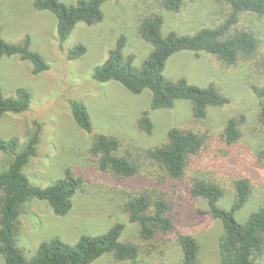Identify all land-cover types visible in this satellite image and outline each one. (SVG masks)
<instances>
[{
  "label": "rangeland",
  "instance_id": "rangeland-1",
  "mask_svg": "<svg viewBox=\"0 0 264 264\" xmlns=\"http://www.w3.org/2000/svg\"><path fill=\"white\" fill-rule=\"evenodd\" d=\"M60 1L73 4L79 0ZM34 2L0 0L2 37L20 44L30 36L32 50L42 54L50 64L48 71L34 75L30 62L17 56L0 58V85L4 96L15 97L21 88L32 94L29 111L19 115L7 114L0 119V140L17 138L24 148L38 134L37 154L24 168L32 185L49 187L63 179L68 168L81 177L83 183L73 198L72 210L64 217L56 216L46 202L36 199L27 202L20 217L17 247L26 258H32L43 242L58 238L76 245L83 235H102L120 223L124 225L120 240L137 242L139 255L135 260L118 264H182L181 235H190L197 240L199 254L196 264H221L219 240L224 232L222 223L210 213L205 199H193L186 193L188 176L183 182L168 183L166 171L151 154L168 144V133L173 128L212 132L217 136L228 120L244 115L243 137L237 150L241 166L244 164L250 168L246 172L252 179V195L236 217L239 222H245L264 203V130L258 123L260 100L252 90L255 85H263L264 79L256 66L245 63L225 71L216 59L204 53L175 54L164 73L168 80L186 79L189 84L201 88L214 84L230 103L221 108H210L203 121L193 119L191 103L183 100L177 101L172 109L152 111L149 90L134 95L118 83L102 84L93 78L95 68L106 61L121 35L128 40L125 56L133 55L136 67L140 68L149 57L152 48L137 34L140 13L148 9L149 0L107 1L103 6L105 20L93 27L79 24L65 44L58 40L56 17L49 12L37 11ZM220 13L222 6L214 0L189 1L180 13L163 12V33L193 35L207 25L219 24ZM243 29L255 30L264 38V17L242 16L236 30ZM81 44L87 47V53L78 60H70L68 51ZM260 53H264V45ZM71 101L86 106L92 132L77 125ZM145 111H150L153 124L150 134L139 124ZM100 134L120 141L117 155L129 159L139 168L134 180L138 188L99 169V156L92 153V148ZM216 136L200 155V165L189 171L190 177L197 174L208 176L211 173L202 172L215 170L204 167H216L218 162L227 158L229 151L220 146ZM9 160V155L0 152V174L7 170ZM216 176L227 191L221 206L229 208L234 198L233 184L228 178ZM169 185L170 193L177 195V201H186L180 214L176 209L173 211V215H177L175 230L170 234H159L153 241L143 240L138 226L130 221L125 204L142 193L155 199L162 194L163 186ZM114 262L111 255L106 254L92 264ZM0 264H4L1 256ZM259 264H264V256Z\"/></svg>",
  "mask_w": 264,
  "mask_h": 264
},
{
  "label": "trees",
  "instance_id": "trees-1",
  "mask_svg": "<svg viewBox=\"0 0 264 264\" xmlns=\"http://www.w3.org/2000/svg\"><path fill=\"white\" fill-rule=\"evenodd\" d=\"M107 1L79 0L65 4L60 0H35L34 8L56 17L57 37L61 44H65L79 24L93 27L105 20L103 6ZM149 1L148 9L140 13L137 27L140 39L152 48L149 57L140 68L136 67L135 57L125 56L128 40L121 35L109 51L106 61L95 68L93 78L97 82L118 83L134 95L149 90L152 94V111L172 109L181 100L190 102L193 119L203 121L208 117L210 108H221L230 100L214 84L201 88L189 84L186 79L168 80L164 73L172 56L181 52L204 53L216 59L225 71L245 63L254 64L264 79V53H260L264 38L252 29L236 30L241 17L246 14L264 17V0H214L222 6L219 24L207 25L193 35L163 33V12L180 13L192 0ZM2 35L3 27L0 25V58L20 57L22 61L32 64L34 75L50 69L44 56L32 50L30 36L24 42L15 44L5 40ZM86 53L87 47L81 44L68 51V58L78 60ZM257 55L260 57L257 58ZM252 90L260 100L258 123L264 130V84L253 86ZM31 104L32 94L29 90L21 88L16 91L15 97H5L0 85V119L7 114L25 113L30 110ZM70 104L77 125L86 132H92L91 117L86 106L79 101H71ZM245 119L244 115L231 118L217 136L212 132L173 128L168 133V144L151 154L166 171L168 183L183 182L188 176L186 193L193 199H205L210 213L222 223L224 232L219 240L221 264H259L264 256V203L245 222H239L236 217L252 195V179L246 172L250 168L244 164L241 166L237 150L241 145V125ZM139 124L146 133L152 132L150 111L143 113ZM215 136L220 146L228 149L227 158L218 162L216 167H204L215 170L201 171L211 173L208 176L197 174L194 178L190 177L189 171L200 165V155ZM38 139L36 134L24 148L17 138L0 140V152L10 156L7 170L0 174V256L4 264H92L106 254L111 255L117 264L135 260L139 255V246L134 241L120 240L124 230V225L120 223L102 235H83L76 245L58 238L43 242L32 258H26L17 247L20 217L27 202L35 199L46 202L56 216L64 217L72 210L73 198L83 183L82 178L68 168L65 177L49 187L32 185L24 168L37 154ZM119 149L118 139L100 134L92 153L99 156L101 171L129 181L132 187L138 188L134 180L139 168L129 159L118 156ZM216 175L230 179L233 184L234 198L229 208L221 206L227 191ZM176 197L170 193L169 185L163 186L162 194L155 199L142 193L125 204L130 221L138 226L139 236L143 240L153 241L157 235L170 234L175 230L177 215H173V211L176 209L180 214L186 203L177 201ZM179 243L184 255L182 264H196L199 254L197 240L190 235H181Z\"/></svg>",
  "mask_w": 264,
  "mask_h": 264
}]
</instances>
